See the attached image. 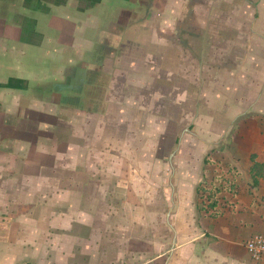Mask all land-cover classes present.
<instances>
[{
    "label": "crops",
    "instance_id": "1",
    "mask_svg": "<svg viewBox=\"0 0 264 264\" xmlns=\"http://www.w3.org/2000/svg\"><path fill=\"white\" fill-rule=\"evenodd\" d=\"M134 1L0 0V264H264L244 246L264 232V0H225L226 83L177 91L194 127L175 148L130 113L145 97L155 115L163 90L124 105L104 85L105 30L152 23Z\"/></svg>",
    "mask_w": 264,
    "mask_h": 264
},
{
    "label": "rangeland",
    "instance_id": "2",
    "mask_svg": "<svg viewBox=\"0 0 264 264\" xmlns=\"http://www.w3.org/2000/svg\"><path fill=\"white\" fill-rule=\"evenodd\" d=\"M135 2L140 0L134 1L131 8L134 5L137 6ZM79 3H81L79 0H74L73 6ZM239 3L240 0H234L233 5L227 4L225 0H151L148 9L152 10V13H149L147 9V18L144 13L137 18V22L150 20L152 23L148 27L144 24L139 27L141 24L137 23L127 29L105 30L106 36L111 37L110 43L104 40V43L108 45L106 54L113 53L106 58H115V61L105 63L104 70L110 77L106 78L104 85H110L112 87L110 90L114 88L116 95L119 93L116 102L119 104L122 100L125 105L133 96H138L134 94L136 86L146 87L147 91L150 88L153 91L163 90L166 94L161 101H158L157 97L154 98L155 115L144 113L146 111L144 103L148 101L145 97H142L139 103L141 107L138 105L137 109L130 110L131 116L132 114L136 116L133 118H136L137 133L145 129L142 122L151 124L146 122L151 121L154 140L161 138L158 137L159 134L164 135L166 144L169 143L166 147L175 148L177 144L174 141L175 137H179L183 129L193 126L191 125L192 117H187L192 114V108L179 105L180 103L176 101L179 95L177 91L185 90L191 97L193 88L200 90L201 93L207 91L206 86L209 84L211 88L218 87L219 90L224 88L226 83L223 49L224 11L230 5L239 6ZM210 5L215 6L217 10L209 12ZM198 6L201 11L197 13ZM90 7L92 6H88V9ZM116 15V12L112 14L114 19ZM196 22H206V28L199 31L196 28ZM207 22L211 25L209 26ZM107 33L117 34L115 35L116 44L111 43L114 37L108 36ZM96 35L93 34L91 37L99 38ZM129 69L132 71H127ZM122 70H126L125 73H122ZM126 73L128 77L126 76L125 80ZM91 80L92 85H95L96 78ZM105 98L108 100V96ZM201 101L203 102L202 98ZM201 111L202 115H205L209 109L203 107ZM177 121L184 124H177ZM154 143L159 144V142ZM209 159L211 160L210 156ZM223 159L224 157L221 156V159L217 160L222 166ZM153 160L156 162L155 156ZM217 167L220 166L217 165ZM221 172L228 174L225 170ZM234 176L235 174L232 175ZM215 178L219 179V176L214 175ZM206 186L204 190L207 189ZM141 263L138 257V264Z\"/></svg>",
    "mask_w": 264,
    "mask_h": 264
},
{
    "label": "trees",
    "instance_id": "3",
    "mask_svg": "<svg viewBox=\"0 0 264 264\" xmlns=\"http://www.w3.org/2000/svg\"><path fill=\"white\" fill-rule=\"evenodd\" d=\"M251 161L253 162L250 173L252 178V185L255 186L257 183V177H264V164L255 162V158L252 156ZM222 179V178H219ZM202 192L201 199L204 200L208 208L214 209L217 204V193L220 191L218 188L212 186L209 190H204V187L200 190ZM217 211H213L211 215L216 214Z\"/></svg>",
    "mask_w": 264,
    "mask_h": 264
},
{
    "label": "built area",
    "instance_id": "4",
    "mask_svg": "<svg viewBox=\"0 0 264 264\" xmlns=\"http://www.w3.org/2000/svg\"><path fill=\"white\" fill-rule=\"evenodd\" d=\"M244 246L252 261L264 262V232L252 236Z\"/></svg>",
    "mask_w": 264,
    "mask_h": 264
}]
</instances>
